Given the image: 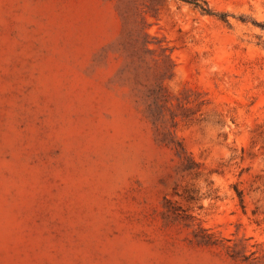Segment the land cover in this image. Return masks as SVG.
<instances>
[{
    "label": "rangeland",
    "instance_id": "374dc122",
    "mask_svg": "<svg viewBox=\"0 0 264 264\" xmlns=\"http://www.w3.org/2000/svg\"><path fill=\"white\" fill-rule=\"evenodd\" d=\"M0 264H264V0H0Z\"/></svg>",
    "mask_w": 264,
    "mask_h": 264
}]
</instances>
